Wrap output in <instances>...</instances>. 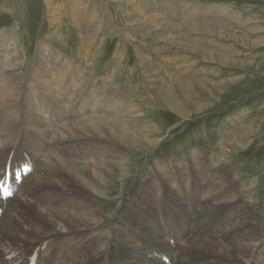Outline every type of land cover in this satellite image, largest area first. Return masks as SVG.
<instances>
[{
    "label": "bare ground",
    "instance_id": "obj_1",
    "mask_svg": "<svg viewBox=\"0 0 264 264\" xmlns=\"http://www.w3.org/2000/svg\"><path fill=\"white\" fill-rule=\"evenodd\" d=\"M175 5H166L171 7L169 20L157 19L154 13L139 17V20L149 19L152 30L166 27L174 42L180 37L177 30L182 28L184 46L179 53L192 52L200 55L204 62H217L222 68L234 67V71L249 68V62L235 59L236 53L219 54L214 43L210 44L206 38L202 41V37V40L194 39L191 35L254 37L258 36L257 24L251 29L243 27L237 31L232 21H239L229 15L231 8L223 4L205 9L198 4L185 7L189 20L183 22L179 11L176 12L178 4ZM224 15L229 23L221 21ZM176 20L183 23L179 25ZM241 31L246 32L242 34ZM161 37L163 35L158 39ZM12 41L10 34L0 33V51L6 52L7 59L4 69H0V172L5 174L8 169L12 172L8 188L11 195L4 201L0 194V264H264L261 222L250 207H246L239 181L216 157L201 152H194L192 158L184 156L170 160L161 168V173L152 174L149 179L145 177V188L134 200H125L124 208L130 213L122 214L128 223V226L123 223L126 229H109L102 248H94L88 238L102 222L94 197L103 195V185L110 174L106 175L105 171H109V167L123 172H127L128 167L122 163L127 158L122 149L109 144L118 142L134 146L137 139L134 141L133 137L140 136L132 123L138 112L97 84L86 89V77L77 69L66 68L67 61L60 53L40 44V64L34 70L36 78L48 84L49 90H44L49 94L44 95L57 102L53 110L49 109L54 111L49 113H52L50 124L45 122L39 113L47 108L48 100L40 96V84L36 82L32 83L36 87L31 86L34 88L32 95L23 97L29 73L20 74L22 65L17 51L14 54L6 51ZM256 42L258 45V39ZM249 45L243 42L242 46L247 49ZM181 60L186 62L187 59ZM186 64L192 66V63L184 66ZM48 68L55 71L51 73ZM186 68L189 74H182L187 70L182 68L183 72L171 75L170 81L156 90L150 102L152 106L174 110L177 100L181 99L191 113H202L204 108L196 106L194 99L203 95L209 97L213 91L221 93L240 82L237 78L209 84L196 79L195 70L190 73ZM250 68L260 73V64H251ZM172 112L185 119L191 117L181 110ZM57 128L60 130L55 134ZM230 130L228 135L232 134ZM21 147L24 150L21 151ZM26 160L27 164L17 169L16 165ZM27 165L33 166L31 171L21 168ZM158 176L163 189L158 188L162 186L153 179ZM104 187L107 190V186ZM131 216L133 218L129 219Z\"/></svg>",
    "mask_w": 264,
    "mask_h": 264
},
{
    "label": "rangeland",
    "instance_id": "obj_2",
    "mask_svg": "<svg viewBox=\"0 0 264 264\" xmlns=\"http://www.w3.org/2000/svg\"><path fill=\"white\" fill-rule=\"evenodd\" d=\"M170 2L176 3L175 6L178 4L176 12L179 11L183 22L188 18L185 7L198 4L205 9L206 6L223 4L231 8L229 15L239 21H232V24L238 27L237 31L243 27L251 29L257 24L258 36L252 34L254 37L235 39L227 35L195 33L191 36L194 39L203 38L202 41H210V44L214 43L212 45L216 50L219 49V54L224 55L227 51L236 53L235 59L242 63L249 62V68L251 64H260V73L251 68L234 71V67L222 68L217 62H204L199 58L200 55L192 52L179 53L184 46L181 36L185 33L182 28L177 30L180 37L175 43L170 40L173 36H169L166 27L152 30L148 24L149 19L139 20V17H149L153 13V17L157 19L169 20L171 7L166 5L171 4ZM75 19L78 20L77 23ZM215 20L217 22V19ZM176 21L179 25L183 23ZM199 21L202 22L203 19L199 18ZM221 21H226L225 15L221 16ZM245 32L241 31L242 34ZM0 33L10 34L13 39L6 51L10 54L17 51L19 63L22 65L20 74L29 73L23 97L32 95L34 88L31 86L36 85H32L33 82L40 84V96L48 100V109L43 108L44 111L39 113L45 122L50 124L54 111L49 109L53 110L57 102L44 95L49 94L45 91L49 88L48 84L38 82L36 78L37 73L34 70H37L40 64V44H46L53 51L60 53L67 61L66 68L77 69L78 73L86 77L87 85L89 84L85 86L86 89L89 90L97 84L102 90L111 91L124 104L130 105V108L133 107L134 111L138 112L135 116L138 120H133L132 123L137 126L135 131L142 138L133 137L134 141L137 139L133 147L118 142L109 144L113 148L116 146L122 149L120 150L123 156L127 157V161L122 163L125 167L128 166L125 168L128 173L114 167L105 171L106 175L110 174L106 176L103 195L97 194L96 198L94 197V202L101 210L99 219L102 222L98 229L91 231L88 238L94 248H102L105 238L109 236V229H126L128 223L122 214L125 211H128L126 215L130 213L124 208L125 200H134L145 188L147 178L152 174L161 173V168L170 160L184 156L192 158L191 154L194 152L210 153L218 159L220 165L223 164L224 169H229L231 174L236 176L241 185L243 201L259 218V229L264 236V0H0ZM160 35H163L162 39H158ZM257 39L258 45L255 44ZM243 42L250 44L247 49L242 46ZM5 53L0 51V69L7 61ZM181 58L188 61L183 62ZM185 63H192V66H184ZM186 67L190 73L195 70L196 79L209 84L237 78L240 82L222 90L221 93L213 91L214 94L209 97L203 95L194 99L197 100L194 103L196 106L204 108L202 113H191L181 99L177 100L174 110L168 108L167 111L163 106H152L150 102L154 100L156 90H161L164 83L170 81L171 75L179 73L182 68L187 69ZM48 71L53 73L55 70L48 68ZM187 71L188 69L184 70L182 74H189ZM55 90L57 92L58 88ZM177 110L188 113L190 119L172 112ZM50 112L52 113L49 114ZM256 119L259 121H256L258 124L255 125L253 122ZM232 128L234 130H230ZM58 130L60 129L57 128L54 133H58ZM229 130L232 132L230 135L227 134L230 133ZM153 141H157L156 144H151ZM20 150L24 149L21 147ZM3 172H0V176ZM93 175L96 176L94 173ZM153 179L162 186L158 188H164L159 176ZM104 186H107V190ZM163 197L165 200V194ZM28 213L32 215L30 211ZM169 217L171 218V215ZM131 218L133 217H129ZM124 222L127 226L123 225ZM169 227L170 225L167 229Z\"/></svg>",
    "mask_w": 264,
    "mask_h": 264
},
{
    "label": "snow or ice",
    "instance_id": "obj_3",
    "mask_svg": "<svg viewBox=\"0 0 264 264\" xmlns=\"http://www.w3.org/2000/svg\"><path fill=\"white\" fill-rule=\"evenodd\" d=\"M6 183H7L6 178L3 181H0V188L3 189L5 195H11L10 191L7 188H3V185Z\"/></svg>",
    "mask_w": 264,
    "mask_h": 264
}]
</instances>
